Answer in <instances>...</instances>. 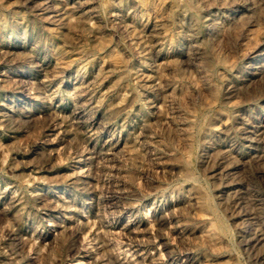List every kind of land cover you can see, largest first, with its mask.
<instances>
[{
    "label": "rangeland",
    "instance_id": "obj_1",
    "mask_svg": "<svg viewBox=\"0 0 264 264\" xmlns=\"http://www.w3.org/2000/svg\"><path fill=\"white\" fill-rule=\"evenodd\" d=\"M263 18L0 0V264H264Z\"/></svg>",
    "mask_w": 264,
    "mask_h": 264
},
{
    "label": "bare ground",
    "instance_id": "obj_2",
    "mask_svg": "<svg viewBox=\"0 0 264 264\" xmlns=\"http://www.w3.org/2000/svg\"><path fill=\"white\" fill-rule=\"evenodd\" d=\"M47 3H48V2H47ZM43 5H44V4H43ZM250 6H251V5H250ZM242 7H243V6H242ZM244 7H245V6H244ZM240 9H241V8H240ZM242 10H243V9H242ZM250 12H251V13H250L248 16H246L245 20H244L243 23H242V26H243L242 28H243L244 30H245V29L248 30V29H249L248 27H250V26H254V25H255L254 21H256V20H260V19L255 15V12H254V11H253V12L250 11ZM240 14H241V13H240ZM246 14H247V12H246ZM236 15H237V14H236ZM256 17H257V18H256ZM260 18H262V17H260ZM263 19H264V18H263ZM263 19H262V20H263ZM229 21H230V20H229ZM263 22H264V21H263ZM257 25H258V24H257ZM257 25H256V26H257ZM247 26H248V27H247ZM225 27H226V26H225ZM257 27H258V26H257ZM260 27H261V26H260ZM260 27H258V28H260ZM240 28H241V27H240ZM242 28H241V29H242ZM253 28H256V27L254 26V27H252V29H253ZM223 29H225V28H223ZM257 30H258V29H257ZM223 31H226V30H223ZM234 31H235V30H233V32H234ZM226 32H227V31H226ZM226 32H224V35L227 34ZM233 32H232V33H233ZM237 32H238V31H235V33H237ZM240 33H241V32H240ZM244 33H245V32H244ZM224 35H222V37H223ZM238 35H239V33H238ZM257 37H258V36H257ZM227 38H228V37H227ZM227 38H226L225 40L229 41ZM258 38H259V37H258ZM229 39H230V38H229ZM241 39H242V38H241ZM244 39H245V38H244ZM242 40H243V39H242ZM257 40H259V39H257ZM255 42H256V41H255ZM257 42H258V41H257ZM261 44H262V43H261ZM251 46H252V45H250V47H251ZM250 47H249V50H250L249 52H252V51H254V50L256 51L257 48H258V47H257V48L255 49L254 47H252V48H250ZM195 48H196V47H195ZM195 50H196V49H195ZM255 51H254V52H255ZM193 53H194V52H193ZM255 61H256V60H255ZM248 129H249V128H248ZM241 130L243 131V129H241ZM243 133H244V132H243ZM241 134H242V133H241ZM247 136H248V135H247ZM219 150H220V149H219ZM250 151H251V150H250ZM224 153H225V152H224ZM224 153H223V155H224ZM219 154H220V153H219ZM219 154H218V155H219ZM225 154H226V153H225ZM252 154H254V153H252ZM237 155H238V154H237ZM250 155H251V154H250ZM236 157H237V156H235V159H236ZM249 157H250V156H249ZM219 158H220V157H219ZM237 158H238V157H237ZM252 158H253V157H252ZM221 159H223V158H221ZM224 159H225V158H224ZM229 159H230V158H229ZM233 159H234V158H233ZM238 160H239V159H238ZM239 161H240V160H239ZM241 161H242V160H241ZM244 161H245V160H244ZM221 162H222V161H221ZM225 162H226V161H225ZM233 162H234V160H233ZM233 162H232V163H233ZM237 162H238V161H237ZM237 162L235 163V165H233L235 168L239 166V164L237 165ZM230 163H231V162H230ZM221 164H223L225 167L228 165V164L225 165L224 163H221ZM223 165H222V166H223ZM241 165H242V163H241ZM244 165H245V164H243V166H244ZM224 166H223V167H224ZM213 167H214V166H213ZM215 167H216V166H215ZM228 167H229V166H228ZM241 168H242V167H241ZM226 169H227V168H226ZM226 169H225V170H226ZM237 169H238V168H237ZM214 170H215V169H214ZM220 170H221V168H220ZM232 170H233V169H232ZM244 170H245V169H244ZM228 171L230 172V170H228ZM233 171L235 172V169H234ZM229 172H228V173H229ZM237 172H238V170H237ZM224 173H225V172H224ZM226 173H227V172H226ZM231 175H233V174H231ZM230 177H231V176H230ZM231 179H232V177L230 178V180H231ZM238 179H240V178L238 177ZM238 179H237V180H238ZM224 180H226V179H224ZM227 181H229V180H227ZM235 182H236V179H232V183H235ZM225 183H226V182H225ZM225 183H224V184H225ZM236 183H237V182H236ZM250 184H251V183H250ZM250 184L248 183V185H250ZM238 186H239V185H238ZM238 186H236V187H238ZM225 187H226V186H225ZM254 188H255V187H254ZM230 189H231V188H230ZM232 190H233V189H232ZM241 192H242V191H241ZM233 193H234V192H233ZM235 193H236V192H235ZM235 193H234V194H235ZM238 193H239V192H238ZM249 193H250V195H251V197H252V200H253L254 204L257 206V208H256V207H255V208H256V210L258 209L259 214L261 215L260 218H262L261 221H262L263 224H264V194L260 193L259 191L255 190V189H252V188L249 189ZM245 195H247V194H245ZM240 196H241V195H240V194H237V193L234 195V197H233V198H234V199H233V206H234V207L237 206V209H236L237 212L239 213L240 216L243 217V220H246L247 217H248L249 215L247 216V213H246V211H245L246 209L243 207V204H242V201H241V198H242V197H240ZM248 196H249V195H248ZM248 196H247V197H248ZM252 200H251V201H252ZM231 203H232V202H231ZM243 203H244V202H243ZM229 205H230V204H229ZM244 205H245V204H244ZM231 207H232V206H231ZM243 208H244L245 210H244ZM231 210H232V209H231ZM233 211H234V210H233ZM248 212H250V211H248ZM257 214H258V213H257ZM250 216H251V215H250ZM238 217H239V216H238ZM260 218H259V219H260ZM232 219H233V218H232ZM249 219H250V218H249ZM259 219H258V220H259ZM243 222H244V221H243ZM259 222H260V220H259ZM262 222H260V224H261ZM245 223H247V222H245ZM245 223H244V224H245ZM247 224H249V223H247ZM247 224H245V225L248 226ZM245 225H244V226H245ZM250 226H252V225H250ZM261 228H263V227H262V224H261ZM250 229H251V228H250ZM253 229H254V227H253ZM254 230H255V229H254ZM247 231L250 232V230H247ZM257 231H258V230H257ZM261 231H262V230H261ZM263 231H264V230H263ZM244 232H245V231H244ZM254 232H255V231H254ZM255 233H256V232H255ZM257 233H258V232H257ZM244 234H245V233H244ZM244 234H243L241 237L244 238V237H245ZM252 234H253V232H252ZM247 235H248V234H247ZM261 235H262V234H261ZM249 236H250V235H249ZM251 236L253 237V235H251ZM262 236H264V235H262ZM262 236H261V237H262ZM259 237H260V236H259ZM259 237L256 236V237H255L256 240H258ZM243 238H241V239H243ZM246 240H247V239H246V237H245L244 241H246ZM252 240H253V239H252ZM259 240H260V239H259ZM259 240H258V241H259ZM242 241H243V240H242ZM261 241H262V240H261ZM253 242H255V241H253ZM246 243H249V240H248V242H246ZM258 243H259V242H258ZM258 243H257V244H258ZM260 243H261V242H260ZM255 244H256V242H255ZM243 245H244V244H243ZM246 245H247V244H246ZM251 245H252V243H251ZM253 246H254V244H253ZM259 250H260V249H259ZM261 252L264 253V251H261ZM257 253H258V252H257ZM255 257H257V256H255ZM261 258H262V257H261ZM262 259H263V258H262ZM260 260H261V259H260Z\"/></svg>",
    "mask_w": 264,
    "mask_h": 264
}]
</instances>
